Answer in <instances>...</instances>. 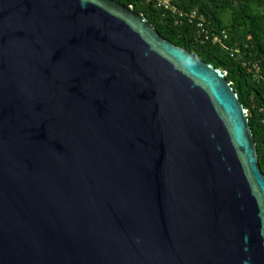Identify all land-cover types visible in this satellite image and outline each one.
Returning a JSON list of instances; mask_svg holds the SVG:
<instances>
[{"label": "water", "instance_id": "95a60500", "mask_svg": "<svg viewBox=\"0 0 264 264\" xmlns=\"http://www.w3.org/2000/svg\"><path fill=\"white\" fill-rule=\"evenodd\" d=\"M226 75L115 0H0V264H264V173Z\"/></svg>", "mask_w": 264, "mask_h": 264}, {"label": "trees", "instance_id": "16d2710c", "mask_svg": "<svg viewBox=\"0 0 264 264\" xmlns=\"http://www.w3.org/2000/svg\"><path fill=\"white\" fill-rule=\"evenodd\" d=\"M133 9L159 34L221 70L248 113L264 173V0H174L177 12L159 0H115ZM193 12L205 19L206 40Z\"/></svg>", "mask_w": 264, "mask_h": 264}, {"label": "built area", "instance_id": "2783aa9c", "mask_svg": "<svg viewBox=\"0 0 264 264\" xmlns=\"http://www.w3.org/2000/svg\"><path fill=\"white\" fill-rule=\"evenodd\" d=\"M174 0H159L158 1V6L162 9H166V10H169V11H172V12H177V10L172 6V3H173ZM189 18L191 20H197L198 22V29L200 31L201 34H203L205 36V39L206 40H210L212 39V41L214 43H220L221 42V38L218 36V37H214V38H211L210 35L208 34V31L206 29V26H205V19L203 17H200L198 16L197 12H193L192 15L189 16ZM247 113V111H246ZM248 115V113H247Z\"/></svg>", "mask_w": 264, "mask_h": 264}]
</instances>
